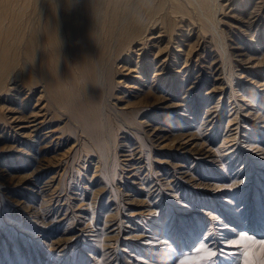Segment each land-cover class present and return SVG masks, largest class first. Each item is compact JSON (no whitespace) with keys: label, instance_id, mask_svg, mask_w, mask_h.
Wrapping results in <instances>:
<instances>
[{"label":"bare ground","instance_id":"obj_1","mask_svg":"<svg viewBox=\"0 0 264 264\" xmlns=\"http://www.w3.org/2000/svg\"><path fill=\"white\" fill-rule=\"evenodd\" d=\"M263 11L264 0H0V143L2 142L0 151H11L5 155V158L21 154V158L27 156L25 159L32 161L30 163L33 164L32 170L17 179V184H20L24 190L23 194L36 197L37 194L50 189L54 183L52 182L53 177L49 176L45 179L44 177L49 170L53 169L52 166L57 165L56 158L55 160L53 158L59 154L60 147L67 143L71 135L74 136L75 144L69 148L72 152L69 160L78 154L77 150H79L83 156L84 164L89 157H91L90 160L96 159L97 171L102 169L101 172L111 175V187L105 189L106 191L108 189L109 195L105 191L103 203L100 202L101 206L98 208V216H103V223L98 224V221L96 224L84 225L81 228V233L83 234V231L86 230L94 231L93 242L97 246L103 245L102 256L108 258L103 264H146L147 261H143L142 257L129 259L128 262H122L120 258L127 259V256L123 255V252L127 251V247L135 248L138 251V242L144 245L158 246V248L162 247L161 244L166 243L168 238L166 226H164L166 224L164 223V214L167 213L166 220H172L171 225L175 224L174 220L177 219L175 216L169 217L174 213L169 206L164 205L163 207V203H160V208L157 211L152 210L151 200L155 202L157 199L160 200L163 195L165 197V194H172L181 202L186 193H192L186 188L181 189L182 185H187V183H190L189 186L193 185L195 191L206 190L208 193V185L205 182H197L194 172L186 168L185 161L193 155L199 163H210L211 166L218 161L224 170H227V162L235 159L243 162L244 166L236 168V173L243 175V179H235L229 185L215 186L229 188L227 196L230 194V198L229 196L225 198L226 190L218 191L216 189L215 191V189L209 188L217 195L209 194L201 199L205 204L203 205V207L205 206L204 210L187 205L180 209V218H183L181 217L183 214L194 213L192 215L209 214L217 217V220H222L220 219L221 216L224 218L222 211L226 210V212L233 213V216L234 214H243L244 220L242 228L239 230L241 238L246 237L249 230L247 228L252 229L256 237L263 236L264 146L257 148V150H261L262 156H259L255 162L252 155L248 153L250 149L242 151L235 147L234 144H239L240 140L234 143L229 142L235 138L237 132L224 135L215 152L202 150L199 148L200 146L191 151V149H185V144L182 143L170 145L167 148L166 145H160V142L158 143L156 140L160 137H163L161 141L168 138L170 135L164 133L165 131L171 133V129L165 128L164 124L154 125L150 122L152 117L140 120L143 117L141 114L148 116L152 110H159L158 114L160 115L165 109L175 115H182L176 113V110L180 108L186 111L184 115L191 111L187 94H190L193 87L184 89L183 82L186 78L178 74H182V68L190 60L189 55L198 48L201 40L209 43L207 46L203 44L206 55L210 57L218 55L223 69L229 63L226 67L228 70L226 79L230 83L228 98L235 95L233 85L239 81L233 83L234 78L238 76L234 68L241 65L242 61L249 59L251 53L248 52V49L245 50L244 41L241 44L236 40L234 42L237 44L235 49L223 56L226 52V44L223 43L224 37L230 38V36H226L223 29L219 30V23L223 22V17H226L230 19L232 29L238 31L240 25H243L252 30L258 21L264 19ZM196 27L198 30H194ZM240 31L243 32V30ZM252 31H256V29ZM207 32L210 34L206 35ZM204 37L209 38L204 39ZM260 38L259 33V37L254 43L258 44ZM182 44H185L187 48L180 49ZM211 44L213 47H210ZM183 50H185V58L180 57ZM213 50L216 51L215 55L212 54ZM233 56L235 64L231 65ZM198 58L195 61V66L200 69V72L205 67L209 69L207 71H214L216 61L211 60L208 63V59L200 58V55ZM181 59L184 63L182 66H180ZM263 62L264 49L263 52H260L257 60L258 64ZM254 64L256 63L254 62ZM187 67V70L190 71V66L187 65ZM245 70L247 69L245 68L240 73H244ZM222 81L225 82L223 78ZM212 87L209 93L217 91L215 86ZM181 93L184 94L181 95ZM246 93L253 94L251 91L242 92L240 94L242 98L248 95ZM260 94L255 93V97L259 95L257 99H261L260 103H264V94ZM177 98H180L179 100L182 102L167 103V101ZM239 110V108L234 110L235 116L228 119V122L237 119ZM210 111L211 109L206 111V117L211 114ZM259 117L261 121H264V112H261ZM56 121L57 123H55ZM255 127H252L250 131L244 130L252 136L247 137L250 138L247 140L248 148L255 147L257 138L264 133L261 132L262 126L261 129H255ZM151 128H153V132L149 134L152 136L146 140L149 143L148 150H145L144 143L131 147L135 130H141L144 135H147V131ZM243 128L245 127L243 126ZM6 135H11V137ZM182 135L183 133H178V135L172 136L173 139H177ZM155 141L157 143L153 145ZM258 145L256 144L257 147ZM154 146L161 148L155 149L164 156L158 160L156 158L155 165L152 166L145 156ZM124 147L129 148L130 151L125 154L127 158L120 160L117 150L121 148V151H124ZM164 149L167 151H163ZM222 150H225L222 155L231 157L227 162L222 161L223 156L217 154ZM137 153L138 157H136ZM81 155L79 154L78 157ZM255 164L263 166L260 172L255 171L258 174L254 175L252 180L253 182L255 179V206L248 209L247 205L250 202L246 198L241 205L244 210L232 209L231 204L234 196L238 195V189L231 194L234 183L243 184L248 179H252L251 172L257 168ZM246 165L248 167L245 169ZM13 168L6 167V163L0 161V184H5L7 180L13 182L10 180L12 176L8 177L10 169ZM81 168L83 169L84 165ZM81 173L82 171L77 169L75 179L81 178ZM116 176L119 182L122 179L126 180L122 181L126 189L130 191L143 190L146 196L152 197L137 200L140 203L139 210H146L151 219L148 218L144 222L146 216L143 211H132V214L138 215L135 220L136 225L140 224L141 226H137L135 230L129 229L125 233L123 239L126 240L121 247L114 245L118 242L121 230H123L121 222H118L117 229L116 227L108 229L114 225L111 221L116 219V214L122 208V202L119 201L122 198L118 197L121 194L119 190L121 184L115 183ZM100 177L94 181L100 182L104 175ZM227 178H231L230 174ZM75 181L78 182L76 185L73 184L76 189L80 182ZM104 184L105 181L98 189H92L91 200H89L87 208L94 202L92 199L96 197L94 195L101 197ZM253 185L249 186L250 193ZM70 189L74 188L71 186ZM79 189L80 194H85L84 197L87 196L86 185ZM166 189L171 191L167 192ZM111 192H113L112 198H116L114 207L110 206ZM68 195L67 193L63 197L66 203L65 210L70 206L68 205ZM2 196V199H6L5 195ZM7 197L10 199V204L13 205L8 209L12 207L13 210L22 212L24 207V211L33 209V214H38L39 210L30 208L34 206L26 203L24 198L14 195ZM153 197L155 198L153 199ZM47 200L44 203H47ZM57 201L59 203V198ZM82 201L84 200L81 199ZM216 201H222L227 206L225 208L223 205L218 207ZM41 202L43 201L41 200ZM61 206L63 205H59L58 209ZM81 207L79 205V208ZM104 208H107L108 211ZM163 208L167 210H163L156 217L152 215L153 211L160 212ZM83 211L84 209L80 210L81 213ZM226 212L224 211L225 215ZM90 213H92V221L94 211L91 210ZM13 214L16 215V213ZM76 215L72 213L70 219L75 220ZM159 219L163 221L161 222ZM206 220L209 221V228H212L213 218L209 217ZM141 222L144 223L141 224ZM233 222L236 223L235 220ZM198 224H200L199 217L189 219L184 223L183 231L187 232V236H183L184 243L193 240V234L198 232L196 230ZM202 224V229H204V221ZM93 225L95 229L88 228ZM145 225H148L151 228L150 232H153L148 237H143ZM18 226H20L19 223ZM229 226L223 222L220 227L227 229ZM167 230L170 229L167 228ZM29 232L33 234L37 231L29 230ZM251 237L252 235H249V243L255 245L257 240H253ZM65 240L67 243L70 237ZM79 240L81 239H77L76 242ZM261 242L264 246V238ZM106 248L113 249L106 250ZM173 250L172 245L167 248L168 252H173ZM110 251L118 253L119 256L114 259L109 258L112 254ZM209 252L214 253L213 248L201 240L196 250L189 254L188 261L191 260V264L194 261H201L202 257ZM109 260L110 262H108ZM213 262L214 259L210 263L213 264Z\"/></svg>","mask_w":264,"mask_h":264},{"label":"rangeland","instance_id":"obj_2","mask_svg":"<svg viewBox=\"0 0 264 264\" xmlns=\"http://www.w3.org/2000/svg\"><path fill=\"white\" fill-rule=\"evenodd\" d=\"M244 7L247 8L246 6ZM222 21L223 22L219 23V27H218L219 30L223 29V31L226 32V36H230V38L224 37L223 43L226 44V52L225 54H223V56L227 55V52H230L235 49L237 44H235L234 42H236V40L240 41L241 44L244 41L246 48L245 50L248 49V52L251 53L250 54L251 57L249 59L242 61L241 65H238L234 68L236 74H238V76L240 77L239 78L237 76L233 80L234 84L237 82V80L239 81L238 83H236V85H233V90L235 91V95L228 98L230 83L226 79L227 78L226 74L228 72L226 67H228L229 63H227L225 69H223L221 64V59L218 55L215 57L213 56L210 57L209 55H206L207 53L204 51L203 48H205L204 46L205 44L207 46V44L209 45V43L201 40L198 44V48L189 55L190 60H188L185 63V66L182 68L183 70L182 74H178L179 76L182 75L184 76V78H186L183 82L184 89H189L190 86L193 87L190 94L189 93L187 94L189 95L188 100L190 101L189 105L191 111H189L187 115H184L186 111L180 108L176 110V113H180L182 115H175L169 112V110L165 109L164 111L161 112L162 114L160 115L158 114L159 110L157 111L152 110V113L148 116L145 114H141V116L143 117L140 120L142 121L147 119V117H152L150 118L152 119L150 122L153 123L154 125L164 124L165 128L169 127L171 129L170 131L171 133H169V131H165L164 133L165 135H170L168 138H166L165 140L163 139L161 141L163 137H160L158 140H156L158 143L160 142L159 143L160 145H166L165 147L168 148L170 145L182 143L185 144V149H191V151H193L194 148L200 146L199 148L202 150H207V151L210 150V152H215L216 148L220 146L221 144L220 141H222L224 135H229L237 132L235 138L230 140L229 142L234 143L235 141L240 140L239 144L238 143L237 145L236 143L234 144L235 147H238V149L242 151H245L246 149L247 150L250 149L248 153L252 155L251 157L254 159L253 161L255 162L259 156H262V153H260L261 150H257V148H259L260 146H264V140H263L264 133L259 135V137L256 140L255 147L253 148L251 147L252 148L251 149L248 148L247 146L248 145L247 140L250 139L247 137H252V136L251 134L245 131H250L251 128L255 127L256 125L255 129H259L262 126V129L261 128L260 129L261 132L262 131L264 132L263 129L264 121H261L259 117L260 113L264 112V103H260L261 99H257L259 95L255 97V93L264 94V62L259 64L257 63V60L260 56V52H263L264 49V19H261L255 24L256 26L254 25L252 27V30L256 29V31L249 30L243 25H240L237 31V29H232L230 25V19L223 17ZM194 30H198V27H196ZM240 30H243V32ZM259 33L261 36L260 38L261 40L260 42H258V44H256L254 42L257 41L259 37ZM208 34L210 33L207 32L206 35ZM207 38L209 37H204V39ZM210 47H213V45L211 44ZM182 48L186 49L187 46H185V44H182L180 49ZM184 51L185 50H183L182 52L184 53ZM183 53H180V57L185 58V53L184 54ZM215 53L216 51L213 50L212 54L215 55ZM199 55L200 58L208 59V63L211 60L216 61L214 64L213 72L207 71L209 70L207 67H205L202 72H200V69L196 68L195 61L199 59L198 58ZM181 60H180L181 61L180 66L184 64L183 59ZM254 62L256 64H254ZM232 63L235 64L234 56L231 65H233ZM187 65L190 66L191 68L190 71L187 70L188 68ZM245 68L247 70H245L244 73L241 74L240 71H243ZM222 78L225 80V82L222 81ZM142 82H144V80H142ZM212 86H215V89L217 91H213L209 93V90L213 88ZM246 91L247 92L251 91L253 92V94L249 95V93H246L248 95L244 96L245 98H242L240 94ZM182 94L184 93H181V95ZM235 96H237V98H235ZM131 99L134 98L131 97ZM179 99L180 98L173 99L171 101H167V103L182 102ZM237 108L240 109L237 115V119L228 122V119L233 118L235 116L234 110ZM208 109H211L210 111L211 114L208 117H206L205 115ZM257 109L258 111H256ZM55 123H57V121ZM243 126L245 128H243ZM135 131L136 132L132 140L133 145L131 147H134L139 143H144L146 148L145 150H148L149 143L146 140L152 136V134L149 133L153 132V128L147 131V135H144L141 130L140 131L135 130ZM178 133H183V135L178 136L177 139L176 138L173 139V136L178 135ZM6 136L11 137V135H6ZM211 138L212 141H210ZM156 141L154 142L153 145L157 143ZM74 144H75L74 136L71 135L67 143L63 144L60 147V149L58 150L59 154H57L53 158L54 160L56 158L57 165L52 166L53 169L49 170L48 174L44 177V179L48 178L49 176L53 177L52 182L54 183L50 187V189L40 194H37L36 197L23 194L24 190L21 188L20 184H17V179L20 176L25 175L32 170L33 164H30L32 163V161L26 160L25 158H27V156H24L25 158H21V154H16L13 157L5 158V155L11 153V151L10 150L0 151V154L3 153V155L0 156V161L2 160V162L6 163V167L9 168L14 167L13 169H10L11 172L8 175V177L12 176V179L10 180L13 182H8L7 180L5 184H0V201L3 200L2 202H0V263L3 264H72V263L73 264H103L108 259L105 258V256H102V251L104 249L103 245L97 246L95 245V242H93L94 231L86 230L83 231L82 234L81 228L82 226L87 224H96L98 221H99L98 224L103 223L102 222L103 216L102 217L98 216L99 213L98 208L99 206H101L100 202H102L103 196L105 195L106 192H108V189L107 191L105 190L106 187H111V182H110L111 175L107 174L106 172L105 173L101 172L102 169H99V171H97V168L95 166L96 159L90 160L91 157H89L84 164L83 161L84 159L82 158L83 156L81 155V153H79V150H77L78 154L74 156L75 158L72 157V159L69 160L70 156H72V152L69 148H71V146H73ZM256 144H259L258 147L256 146ZM1 145L2 142L0 143V146ZM155 148L161 149L158 148L157 146L156 147L154 146V148H152L150 152L148 151L149 152L148 155L145 156L147 157V160L150 161V165L152 166L155 165L156 158L158 160L164 156L163 154H160L161 152H158V150H156ZM123 149L124 151H121V148L117 150L119 152L118 156L120 160L125 157L127 158L125 154H128V152L130 151L129 148L127 147H124ZM163 151H167V149H164ZM89 153H91L90 150ZM121 153H123V155H121ZM222 153H225V150H222L217 154L222 155ZM79 154L81 155V157H78ZM138 156L139 154L137 153L136 157ZM222 156H223L222 161L224 162H227L231 158L230 156L227 157L225 154H223ZM71 161L72 162L75 161V162L72 163ZM185 164H186V168H189L190 171L194 172L195 177L197 178L196 179L197 182L198 181L202 183L205 182L206 185H208V190H207L208 193L206 192V190L195 191L194 186L193 185L189 186L188 184L190 183H187V185L183 184L181 189L183 190V188H186V190H190L192 191V193L191 194L186 193L185 196L182 197L181 202L177 200L176 196L173 197L172 194H165V197L163 195L160 200L157 199L155 202L151 200V203H153L151 207L152 210L154 209V211L155 210L157 211V209L160 208V203H163V207L164 205L169 206L170 209H172V212L174 213L173 216L169 215V217L173 218L175 216L177 218L174 220L175 224L171 225L172 220H166L167 213L164 214L163 217L164 223H166L164 226H166L165 227L166 233L168 234L167 242L162 243L161 246L162 245L163 246L162 247L159 246L160 248H158V246H149L138 242L137 245L138 251L135 250V248L133 249L131 247H127V251L123 252V255L127 256L126 257L127 259L123 260V258L120 256L121 257L120 261L128 262L129 259H133V258L135 259V257L136 258L142 257L144 259L143 261L145 260L147 261L146 264H182V262L183 264H191V260L188 261L189 254L196 250V247L201 240H204L205 243L209 247H212L214 250V255L212 256V258L208 259L207 264H211L210 262L213 259H214L213 264H264V246H262V242H261L264 238V234L261 237H256L255 234L253 233V230L247 228L249 230L248 233L246 234V237L249 238V235L250 236L252 235L251 239L257 240L256 242L259 243L258 245L257 243L255 245H251L249 243V240L245 241L239 236V230H241L242 221L244 220L243 214L242 215L236 214L237 216L234 214L233 216V213L226 212V210H223L222 214L224 215V218L223 216L220 217V219H222L223 221L217 220L216 219L217 217H213L210 216L209 214H204V213H203L204 216H201V214L200 215L196 214V216L192 215L194 213H191L190 215L183 214L181 216L183 218H180V212H179L180 209H183L187 205H192L194 208H199L204 210L205 206L203 207V205L205 204L202 202L201 199L205 195H209V194L216 196L217 195V193L215 192L216 189L218 191L226 190V192H224L226 197L224 195L223 196L225 198L229 196L230 198V194L227 196V193L229 192V188H225V187L218 188L215 186L226 185V184L229 185L231 181H234L235 179L238 180L243 179L244 177L243 175L241 174L238 175L236 173V170L243 165V162H240L235 159L230 160L227 162V164L225 163L227 165L226 167L227 170H224L223 168H221L222 165L218 161L217 163H215V165L211 166L210 163H199V161L196 160L193 155L189 157L188 160L185 161ZM202 164H204V167H202ZM83 165L84 168L82 169L81 166ZM255 165L257 168L251 172L252 179H248L243 184H236V182L234 183L231 194L236 189H238L237 192L238 195L234 196L233 203L231 204L232 209L234 208L243 209L241 208V205L243 200L246 198L247 201L250 202L249 205H247L248 209H250L252 206H255L256 204V201L254 200V196H256L255 179L253 182L252 180H253V176L258 174L255 173V171L260 172V170H262L263 167L261 164H255ZM247 167L248 165H246L244 168L246 169ZM77 169L78 170L80 169L82 171L80 176L81 178L79 179H75L77 175ZM95 171L96 173H94ZM229 174L231 177L230 179L227 178ZM103 175L104 177H102V180L100 182L96 183L97 181L96 182L94 181V179L101 178L100 176ZM75 180L80 182L79 186H76V189L73 184L76 185L78 182H76ZM114 180L115 183L121 184L119 187L121 194L120 196L118 195V197L122 198V200L119 199L118 200L122 202V208H120V211H118V214H116V219L111 221L114 225L110 226L108 229H111L113 227H116L117 229L118 222H121V226L123 230H121V233L119 235L120 238L118 239V242L114 244L116 247H121L123 246L122 243L126 240L123 239V237H125L126 235L125 233L129 229L135 230L137 226H141L140 224L136 225L135 220H137L138 215L132 214L131 213L132 211H143L146 216L144 218V222L145 220L147 221L148 218L151 219V217L148 216L150 214H148L146 210H139L140 203H138L137 200L141 198L150 199L152 197L146 196L145 193H143V190L137 191L134 189L133 191H130L126 189L123 186V182L126 181L125 179H122L123 182L121 180L119 182V179L116 176ZM103 181H105V184L103 185V194L101 195V197L94 195L97 198L93 197L92 199L94 202L92 203V205H90L87 208L88 202L89 200H91L90 196L92 189L94 190L95 188L98 189L99 187H101ZM69 184H71L70 188L72 186L74 189H70ZM251 184L254 185L252 187V192L250 193L251 188H249V186H251ZM55 185L58 186L56 187ZM80 185L81 186L86 185V190H85V193L87 195L85 196L86 198L84 197L85 194L82 195L79 193L80 190L79 188L81 187ZM209 188L212 190L215 189V191H212ZM65 191L69 194L68 205L70 206L69 209L67 210H65L66 203L63 200V197L65 196V194H67ZM166 191L170 192L171 190L166 189ZM112 193L113 192L110 193L111 194L110 198H112L113 196ZM2 195H5L6 199H2L3 197ZM10 195L12 196L14 195L17 197L20 196L21 198H24L25 199L24 201H26V203H28L30 206L32 205L34 206L30 208H36L37 210H39L38 214H33L32 212L33 209H28L24 211L25 210L24 207L22 212L21 211L18 212V210L16 209L13 210L12 207L8 209L9 206H13L10 204V199L7 197ZM57 198H59V203L57 201ZM154 198L155 197H153V199ZM81 199L84 201L81 202ZM41 200L43 202H41ZM46 200L47 203L45 202L46 203L45 204L44 201ZM114 201H116L115 197H113L110 200L111 207L116 206ZM157 203L158 205H156ZM215 203L218 204L217 205L218 207H221L223 205L225 208L227 206L223 204L222 201L219 202L216 201ZM61 204L63 206H61L58 209L59 205ZM79 205H81L82 207L79 208ZM81 209L82 210L84 209L82 213L80 212ZM91 210L92 212L94 211V216L92 221H91L92 213H90ZM104 210L108 211L107 208H104ZM163 210H167V209L163 208L160 212L153 211L152 213L154 214L152 215L156 217ZM224 211L226 212V215L224 214ZM17 212L18 213L21 212V213L18 214ZM13 213H16V215H14ZM72 213L77 214L75 220L70 219ZM196 217L200 218V224H198L196 228L198 232L196 234H193L192 241L189 240L186 243H184L183 236L184 235L187 236V232L185 230H184L185 232L183 231V229H185L184 223H186V221L189 219H196ZM209 217L210 219L213 218L214 220L212 228H209L210 227L209 221L206 220ZM159 220L161 222L163 221L162 219ZM233 220H235L236 223H234ZM203 221L205 224L204 225L205 228L203 227L204 229H202ZM44 222H48V223L45 224ZM144 222H141V224ZM223 222L227 223V225H230L229 228L221 229L220 226H222ZM18 223L20 224V226H18ZM94 227L95 226L93 225V226H89L88 228L95 229ZM145 227L146 228H144L145 230L143 232L144 235L143 237H148V235L149 236L152 235L153 232H150L151 228H149L148 225H145ZM167 228L170 230L168 231ZM29 230L30 231L36 230L37 232L31 234ZM162 231H160L161 234H163ZM83 236L86 238L83 239L82 238ZM175 236H177L178 238L175 239L174 238ZM68 237H70V240H68V242L66 243L65 238ZM77 239H81V240L76 242ZM55 241H59V242L57 243ZM170 245H172L174 249L173 252L167 251V248ZM67 246L69 247L66 248ZM108 249L110 250L113 248H106V250ZM131 249H132V253H131ZM5 251L6 253H4ZM111 253L112 251H110V254ZM245 253H247V255H245ZM117 254L118 253L114 252L109 256V258L114 259V257L119 256ZM207 256L208 254L204 255L202 259ZM108 262H110V260Z\"/></svg>","mask_w":264,"mask_h":264},{"label":"snow or ice","instance_id":"obj_3","mask_svg":"<svg viewBox=\"0 0 264 264\" xmlns=\"http://www.w3.org/2000/svg\"><path fill=\"white\" fill-rule=\"evenodd\" d=\"M242 239L245 241H248L249 238L248 237H242ZM198 252H199V250H198ZM213 255H214V253L209 252L207 257H204L201 261H194L193 264H207L208 259L210 257H212ZM245 255H247V253H245ZM182 264H183V262H182Z\"/></svg>","mask_w":264,"mask_h":264}]
</instances>
